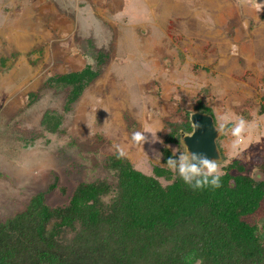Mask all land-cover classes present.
<instances>
[{"label":"rangeland","instance_id":"1","mask_svg":"<svg viewBox=\"0 0 264 264\" xmlns=\"http://www.w3.org/2000/svg\"><path fill=\"white\" fill-rule=\"evenodd\" d=\"M248 1L0 0V220L38 193L56 207L80 183L115 187L106 161L116 145L147 176L167 169L152 150L183 151L165 135L199 103L218 126L224 115L229 127L244 116L256 125L239 145L225 131L222 169L238 162L245 175L264 174V6ZM86 66L98 77L68 107L70 87L48 82ZM160 125L163 144L145 153L132 144L135 131ZM244 220L263 237L264 200Z\"/></svg>","mask_w":264,"mask_h":264},{"label":"trees","instance_id":"2","mask_svg":"<svg viewBox=\"0 0 264 264\" xmlns=\"http://www.w3.org/2000/svg\"><path fill=\"white\" fill-rule=\"evenodd\" d=\"M97 56L101 66L105 55ZM97 77L98 70L86 66L48 83L70 87V107ZM196 110L212 113L201 103ZM188 116L170 125L165 144L191 131ZM162 155L166 163L172 154L163 148ZM106 167L115 173V187L80 183L68 203L56 207L38 193L23 211L0 220V264H264V236L244 220L264 200V182L245 175L238 162L224 167L221 188L198 191L176 175L164 187L158 178L170 180L171 171L154 167L147 176L117 154Z\"/></svg>","mask_w":264,"mask_h":264},{"label":"clouds","instance_id":"3","mask_svg":"<svg viewBox=\"0 0 264 264\" xmlns=\"http://www.w3.org/2000/svg\"><path fill=\"white\" fill-rule=\"evenodd\" d=\"M264 4V3H261ZM92 62L91 60L89 61ZM99 102V101H98ZM221 123L219 131L230 133L233 138V143L239 145L244 137V134L250 131L256 125L249 123L243 118L236 120L234 124L229 127V117L227 115L220 117ZM194 125V124H193ZM196 129V125H194ZM162 125L152 127L150 130H137L131 136L132 144L140 151L144 152V145L146 143L163 144V141L157 136V133L164 131ZM146 133L151 134V140L147 138ZM194 135V134H193ZM117 158H124L127 153L124 147L116 145ZM154 164L166 167L178 176L183 183L190 187L193 191L204 189H219L222 185V177L225 175L222 165L219 161L209 159L206 154L189 152L180 150V148L173 149L172 155L167 158L166 164L161 165L160 161L162 154L153 149ZM145 153V152H144Z\"/></svg>","mask_w":264,"mask_h":264},{"label":"water","instance_id":"4","mask_svg":"<svg viewBox=\"0 0 264 264\" xmlns=\"http://www.w3.org/2000/svg\"><path fill=\"white\" fill-rule=\"evenodd\" d=\"M191 125L190 132L179 131L177 139L181 144L183 151L206 154L209 159L223 162L224 156L218 146V141L225 132L219 131V126L215 123L212 114L203 110H195L189 115ZM196 125V129L194 125ZM194 134V135H193ZM255 182H264V174L258 172L252 178Z\"/></svg>","mask_w":264,"mask_h":264},{"label":"crops","instance_id":"5","mask_svg":"<svg viewBox=\"0 0 264 264\" xmlns=\"http://www.w3.org/2000/svg\"><path fill=\"white\" fill-rule=\"evenodd\" d=\"M241 1H247V0H241ZM249 1H250V0H249ZM249 1H248V3H251V2H249ZM263 3H264V0H263ZM259 6L262 7V6H264V4H259Z\"/></svg>","mask_w":264,"mask_h":264}]
</instances>
